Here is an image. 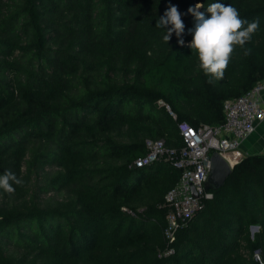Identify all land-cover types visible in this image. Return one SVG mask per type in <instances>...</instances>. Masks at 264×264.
Wrapping results in <instances>:
<instances>
[{
  "label": "trees",
  "instance_id": "16d2710c",
  "mask_svg": "<svg viewBox=\"0 0 264 264\" xmlns=\"http://www.w3.org/2000/svg\"><path fill=\"white\" fill-rule=\"evenodd\" d=\"M213 2L260 27L209 83L187 10L210 16ZM170 4L183 47L156 28ZM263 80L264 0H0V175L24 181L0 190V264H261L257 250L264 264V154L234 168L166 258L160 206L182 172L134 166L147 139L182 148L178 122L219 126L224 103Z\"/></svg>",
  "mask_w": 264,
  "mask_h": 264
},
{
  "label": "built area",
  "instance_id": "2783aa9c",
  "mask_svg": "<svg viewBox=\"0 0 264 264\" xmlns=\"http://www.w3.org/2000/svg\"><path fill=\"white\" fill-rule=\"evenodd\" d=\"M263 95L264 80L242 97L227 100L223 106L225 121L216 127L203 125L195 128L186 121L178 122L177 127L184 144L180 149L168 147L164 139L146 140L147 153L134 162L136 168L165 162L182 172L180 181L166 194L164 203L160 206L167 209L164 229L167 248L159 253L160 258L175 254L173 244L178 231L188 227L206 203L214 199V192L206 189L212 154L217 152L233 170L245 158L241 150L243 142L264 121ZM158 104L165 106L177 121L169 106L163 101ZM122 210L135 216V213L127 208ZM253 237L255 238V234ZM260 253L259 250L255 251V257ZM256 261L263 264L261 256L256 258Z\"/></svg>",
  "mask_w": 264,
  "mask_h": 264
},
{
  "label": "clouds",
  "instance_id": "9594fccd",
  "mask_svg": "<svg viewBox=\"0 0 264 264\" xmlns=\"http://www.w3.org/2000/svg\"><path fill=\"white\" fill-rule=\"evenodd\" d=\"M203 4H196L189 7L187 14L193 17L194 27L188 32L192 36L191 42L187 45L192 50L193 55L198 57L199 68L206 76H209V83L213 80H222L229 65L231 56L235 48L239 46L244 49V55L250 54V49L245 45L258 31L259 20L248 22L241 19L239 11L221 2H213L207 5L206 16L201 9ZM246 25V26H245ZM156 28L163 29L165 34L163 41L169 43L173 34L176 35L181 47L185 46L183 35L185 24L182 21L178 8L169 5L156 23ZM24 181L18 178L11 171H5L0 175V190L9 196L14 195L15 187L22 186Z\"/></svg>",
  "mask_w": 264,
  "mask_h": 264
},
{
  "label": "water",
  "instance_id": "95a60500",
  "mask_svg": "<svg viewBox=\"0 0 264 264\" xmlns=\"http://www.w3.org/2000/svg\"><path fill=\"white\" fill-rule=\"evenodd\" d=\"M233 169L228 163L217 153L214 152L211 157V170L206 183L208 191L217 192L223 188L226 181L232 175Z\"/></svg>",
  "mask_w": 264,
  "mask_h": 264
},
{
  "label": "crops",
  "instance_id": "0c3cea01",
  "mask_svg": "<svg viewBox=\"0 0 264 264\" xmlns=\"http://www.w3.org/2000/svg\"><path fill=\"white\" fill-rule=\"evenodd\" d=\"M241 150L244 153L245 158L264 154V121L261 122L257 126L255 132L243 142Z\"/></svg>",
  "mask_w": 264,
  "mask_h": 264
},
{
  "label": "rangeland",
  "instance_id": "374dc122",
  "mask_svg": "<svg viewBox=\"0 0 264 264\" xmlns=\"http://www.w3.org/2000/svg\"><path fill=\"white\" fill-rule=\"evenodd\" d=\"M49 171H51V170H49ZM253 227H254L255 229H253ZM259 228H260L259 226H251V227H250L249 234H250V238H251L252 241L255 240L254 237H253V235H254V234L256 235V234L259 233ZM253 230H254V231H253ZM241 253L244 254V255H246V256L250 255L249 250L246 249V243L243 244V247H242V249H241ZM259 256H261V253L259 254ZM259 256H258V257H255V254L253 253V257H254V260H255V261H256V258L259 259ZM256 262H257V261H256Z\"/></svg>",
  "mask_w": 264,
  "mask_h": 264
}]
</instances>
